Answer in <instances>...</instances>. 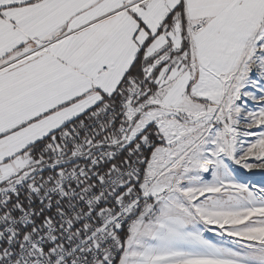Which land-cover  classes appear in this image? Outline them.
Returning a JSON list of instances; mask_svg holds the SVG:
<instances>
[{
	"label": "snow or ice",
	"instance_id": "obj_1",
	"mask_svg": "<svg viewBox=\"0 0 264 264\" xmlns=\"http://www.w3.org/2000/svg\"><path fill=\"white\" fill-rule=\"evenodd\" d=\"M0 264H264V0H0Z\"/></svg>",
	"mask_w": 264,
	"mask_h": 264
}]
</instances>
